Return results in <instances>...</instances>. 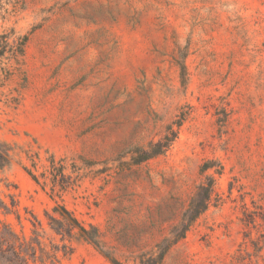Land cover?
<instances>
[{"label": "rangeland", "instance_id": "374dc122", "mask_svg": "<svg viewBox=\"0 0 264 264\" xmlns=\"http://www.w3.org/2000/svg\"><path fill=\"white\" fill-rule=\"evenodd\" d=\"M2 34L27 41L2 63L0 223L56 264H141L209 175L161 264H264V0H0ZM58 205L98 246L51 228Z\"/></svg>", "mask_w": 264, "mask_h": 264}, {"label": "trees", "instance_id": "16d2710c", "mask_svg": "<svg viewBox=\"0 0 264 264\" xmlns=\"http://www.w3.org/2000/svg\"><path fill=\"white\" fill-rule=\"evenodd\" d=\"M6 34L0 35V87L5 85L12 77L13 72L2 65L3 59L12 58L17 63L23 58L25 53L24 45L27 37L23 36L17 46H13L8 41ZM6 53L8 54L7 56ZM175 137V133L171 136L165 135L164 139L156 143L150 144V149L145 153L143 159L160 154ZM146 152V151H145ZM11 162L10 146L7 143L0 142V170L7 167ZM208 162L201 166V171L204 172L209 168ZM32 178L37 181L35 175L31 174ZM213 177L206 175L193 196L187 208L184 210L180 222L171 230L170 237L164 238L156 245V251L151 252L146 261H141V264H161L163 257L173 243L185 236L189 225L206 209L210 198V193L213 186ZM14 206L13 201L9 206L0 197V210L10 212ZM53 211L58 216H53L46 213L51 228L64 237H76L90 241L98 246V230L94 226L87 228L84 224L74 216V214L63 205H58L53 208ZM36 231H34V234ZM57 250V247H55ZM113 264H122L114 258H110ZM58 261L56 253L46 251L42 246L37 234L26 239L20 237L6 223H0V264H56Z\"/></svg>", "mask_w": 264, "mask_h": 264}]
</instances>
